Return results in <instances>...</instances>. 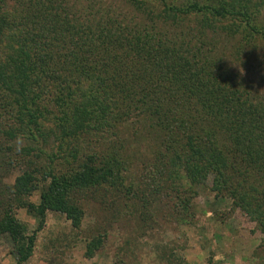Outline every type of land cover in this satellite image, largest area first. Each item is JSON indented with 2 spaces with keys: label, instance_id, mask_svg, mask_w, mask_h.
Here are the masks:
<instances>
[{
  "label": "trees",
  "instance_id": "16d2710c",
  "mask_svg": "<svg viewBox=\"0 0 264 264\" xmlns=\"http://www.w3.org/2000/svg\"><path fill=\"white\" fill-rule=\"evenodd\" d=\"M128 3L131 17L90 0L84 8L76 0H0V236L23 264L46 211L79 230V194L127 195L124 135L141 125L163 150L150 185L163 174L176 188L229 198L262 235L252 258L264 264V88L250 92L211 50L168 30L195 15L207 28L232 20L235 32L264 39L263 1ZM15 161L22 173L10 185ZM38 189L36 205L29 197ZM16 209L39 219L30 234ZM103 238L91 236L87 257Z\"/></svg>",
  "mask_w": 264,
  "mask_h": 264
},
{
  "label": "rangeland",
  "instance_id": "374dc122",
  "mask_svg": "<svg viewBox=\"0 0 264 264\" xmlns=\"http://www.w3.org/2000/svg\"><path fill=\"white\" fill-rule=\"evenodd\" d=\"M77 1L83 8L88 5V0ZM90 1L94 6L123 9L129 17L136 12L129 0ZM196 1L206 4L209 0ZM258 18L264 25V4ZM206 25L201 17L192 15L179 27L168 30L188 33H183L182 40L193 39L192 45L199 43L211 50L206 53L222 60L228 73L250 83V92L263 89L264 39L244 29L235 32L232 20L210 28ZM53 50L57 56V49ZM133 131L124 135L127 144L122 178L127 195L117 196L110 191L79 194L84 210L79 230L73 229L63 214L46 211L43 225L36 232L33 254L23 264H256L252 253L262 235L255 223L233 208L229 198L217 199L207 188L191 184L176 188L163 174L159 182L150 185L152 168L158 166L156 158L163 150L158 140H153L155 133H148L141 125ZM21 145L25 146L20 142L17 148ZM157 147L161 150L155 151ZM172 159L170 153L166 163L171 165ZM21 173L16 163L5 182L13 184ZM39 189L29 197L36 205ZM181 205L189 207L190 216L178 208ZM14 214L29 234L37 228L36 215L23 209H16ZM97 234L103 235V245L89 258L85 255L86 242ZM15 260L10 238L0 236V264H15Z\"/></svg>",
  "mask_w": 264,
  "mask_h": 264
}]
</instances>
